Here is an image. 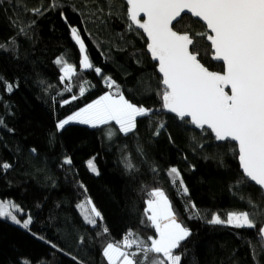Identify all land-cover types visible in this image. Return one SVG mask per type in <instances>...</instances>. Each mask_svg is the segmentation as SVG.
<instances>
[{
  "label": "trees",
  "instance_id": "1",
  "mask_svg": "<svg viewBox=\"0 0 264 264\" xmlns=\"http://www.w3.org/2000/svg\"><path fill=\"white\" fill-rule=\"evenodd\" d=\"M51 3L4 0L0 4V44H6L0 50V117L7 125L0 127V164L11 165L7 170L0 168V201L17 204L22 209L15 213L18 218L31 217L32 221L25 229L0 218V264L24 260L30 264H107L103 247L122 242L129 231L150 243L147 238L156 234L145 210L154 188L165 192L177 220L192 232L177 250L182 264H264V254L254 260L247 243L259 239L256 229L207 222L213 213L226 220L228 212L249 210V197L264 209L259 187L251 182L236 187L242 177L236 146L216 141L210 131L164 111L156 64L146 52L142 33L126 31V18L101 16L97 20L90 16V9L96 7L91 0H60L61 8L39 17L29 11ZM31 20L36 24L28 35L19 34L21 24ZM71 27L80 32L86 54L102 75L94 68L80 69L81 53ZM181 30L206 31L200 22L190 24L187 19ZM199 47L201 62L212 71H222V64L211 59L206 40H200ZM61 56L76 69L63 82L62 65L55 63ZM103 77H110L115 86L110 89ZM6 84L13 85L12 92ZM116 86L130 102L154 110L137 118L133 133H120L114 121L95 128L69 123L63 130L56 129L58 121L104 93L116 92ZM161 123L164 128L154 135ZM108 130L115 132L111 139ZM66 157L71 164L64 163ZM125 157L137 170L126 169ZM93 158L99 175L87 166ZM171 167L179 170L187 194L179 180L173 182L169 176ZM88 200L92 204L85 213L78 205ZM92 206L101 213L96 224L85 219ZM135 250V245L128 249Z\"/></svg>",
  "mask_w": 264,
  "mask_h": 264
},
{
  "label": "snow or ice",
  "instance_id": "2",
  "mask_svg": "<svg viewBox=\"0 0 264 264\" xmlns=\"http://www.w3.org/2000/svg\"><path fill=\"white\" fill-rule=\"evenodd\" d=\"M3 2L4 0H0V4ZM91 2L96 7L90 9V16L96 17L97 20H100L101 16H107L108 19L126 18L129 22L126 24L127 32L142 30V34L147 37V52L158 62V71L162 74V107L186 124L190 123L199 129H210L216 141L235 142L238 145L239 165L243 173L236 187L254 182L259 187L261 198L264 199V0ZM8 3H12V0H8ZM59 8L60 0H52L48 8L41 6L29 11L39 17L48 10ZM74 10L82 12L80 9ZM61 16H64L63 11ZM191 18H198L207 30L194 33L182 31V22L186 19L190 24L198 22ZM65 21L67 22L66 17ZM101 23L105 22L101 20ZM35 24V20L23 22L18 33L27 36L29 29ZM71 35L79 45L80 69L94 68L97 75H102L101 69L95 67L86 54L85 43L76 27H71ZM120 39L124 40V36L120 35ZM200 40L210 42L211 59L222 62V71H212L201 62ZM11 42H15V37ZM4 49L6 44H0V50ZM55 63L62 65V82L76 74L73 64L68 63L63 56L58 57ZM103 79L108 81L110 89L115 86V81L110 77ZM2 80L3 77H0V81ZM116 87V92H106L73 115L58 121L56 129L63 130L70 122L95 128L114 121L120 133H133L137 127V118L147 117L154 110L130 102L118 90V86ZM226 89H230V92ZM6 90L12 92L13 85L6 84ZM84 92L85 89L81 87V95H84ZM75 98L74 96L73 99ZM0 127H7L2 117ZM162 128L163 123L158 126L154 135L158 136ZM8 131L14 130L9 128ZM106 135L111 139L115 132L108 130ZM199 147L203 148V145ZM35 151L32 149L33 153ZM137 151L142 153V147L138 146ZM94 160L95 158L87 162L88 167L99 175ZM64 163L71 164V159L66 157ZM10 167L9 163L0 164L3 170ZM125 167L129 172L137 170L128 157H125ZM152 170L156 172L155 167ZM168 174L173 177V182L179 180V187L187 194L188 188L184 186L179 170L171 167ZM148 195L145 215L155 229V237L149 236L148 243L129 231L122 242L107 243L102 249L107 264H182V254H178L177 250L190 238L192 232L177 220L176 212L163 190L154 188ZM86 203L91 205L92 201L88 200ZM247 204V211L228 212L226 220L213 213L207 222L212 225L227 224L237 229H256L259 239L255 243L252 240L247 243L251 246L254 260L258 261L261 254H264V209L251 197ZM195 207L193 204L192 208ZM20 211L22 209L17 204L0 201V218L10 219L27 229L32 222L31 217L21 221L15 214ZM96 217H101V213L92 206L91 214L86 215L85 219L90 224H96ZM133 245L136 250L129 252L128 249H132ZM21 264L30 262L24 260Z\"/></svg>",
  "mask_w": 264,
  "mask_h": 264
},
{
  "label": "water",
  "instance_id": "3",
  "mask_svg": "<svg viewBox=\"0 0 264 264\" xmlns=\"http://www.w3.org/2000/svg\"><path fill=\"white\" fill-rule=\"evenodd\" d=\"M188 16H190V14H188ZM193 19H195V20L198 21V18H193ZM198 22H200V23L203 25V22H202V21H198ZM204 27H205V29H206V26H204ZM206 30H207V29H206ZM139 31L142 33V30H139ZM142 35H143V34H142ZM143 36H144L145 40H147V37H146L145 35H143ZM206 42L210 45V42H208L207 40H206ZM210 48H211V47H210ZM146 52H147V47H146ZM211 52H212V50H211ZM147 54L149 55L150 60H151L153 63L156 64V71H157L159 77H160L161 80H162V74L159 73V71H158V67H157L158 62H157V61H154V60L151 58L150 53L147 52ZM213 61H214V60H213ZM214 62H217V61H214ZM217 63H221V64H222V62H217ZM161 85H162V83H161ZM162 87H163V85H162ZM226 91H229V92H230V89H226ZM164 111H165L166 113H169V114H172V115L176 116L174 113H170V112H168L166 109H164ZM188 119H190V118H188ZM193 126H194V125H193ZM204 129H206V130H208V131L211 132V130H210V129H207L206 127H205ZM211 134L214 136L213 133H211ZM214 138H215V137H214ZM229 142L233 143V144L236 146V150H237V161H238V165H239V159H238V145H236V143L233 142V141H229ZM239 171L242 173V169L240 168V165H239ZM242 175H243V173H242ZM251 183L254 184V182H251ZM254 185H255V184H254ZM257 187H258V186H257Z\"/></svg>",
  "mask_w": 264,
  "mask_h": 264
},
{
  "label": "rangeland",
  "instance_id": "4",
  "mask_svg": "<svg viewBox=\"0 0 264 264\" xmlns=\"http://www.w3.org/2000/svg\"><path fill=\"white\" fill-rule=\"evenodd\" d=\"M104 94H105V93H104ZM73 114H74V113H73ZM73 114H72V115H73ZM65 119H66V118H65ZM70 123H77V122H70ZM87 126H89V125H87ZM87 166H88V163H87ZM88 168H89V167H88ZM89 170H90V169H89ZM90 171H91V170H90ZM91 172H92V171H91ZM81 205H83V206H84V207H81V208H82V209H85V211H84V212L86 213V212H87V210L89 209V208H88V206H89V205H87V203H86V202H83Z\"/></svg>",
  "mask_w": 264,
  "mask_h": 264
}]
</instances>
